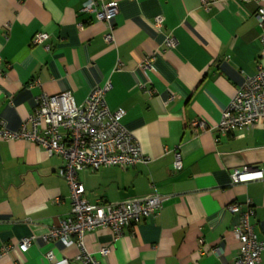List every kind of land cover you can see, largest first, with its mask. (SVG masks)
I'll use <instances>...</instances> for the list:
<instances>
[{
    "label": "crops",
    "instance_id": "obj_1",
    "mask_svg": "<svg viewBox=\"0 0 264 264\" xmlns=\"http://www.w3.org/2000/svg\"><path fill=\"white\" fill-rule=\"evenodd\" d=\"M85 1L0 0V129L18 131L41 95L68 92L84 106L94 89L108 85L107 107L124 111L121 124L150 162L79 172L83 198L117 205L157 193L166 200L115 242L109 230L87 232L85 249L100 260L99 250L109 248L102 264H232L239 244L230 234L229 202L251 203L250 223L264 242V180L231 182L243 168L264 176V124L227 134L188 126L199 120L213 128L245 78L264 65L256 4L114 0L118 12L107 43L106 26L80 13ZM38 33L46 41L31 44ZM168 36L172 49L164 46ZM146 58L151 63L144 67ZM63 165L31 142H0V250L34 238L25 253L13 248L0 264H49L48 252L50 264H82L75 244L43 239L70 211L68 185L57 174Z\"/></svg>",
    "mask_w": 264,
    "mask_h": 264
},
{
    "label": "built area",
    "instance_id": "obj_2",
    "mask_svg": "<svg viewBox=\"0 0 264 264\" xmlns=\"http://www.w3.org/2000/svg\"><path fill=\"white\" fill-rule=\"evenodd\" d=\"M204 6L207 0H201ZM244 3L256 4L255 18L260 30L259 44L261 57H264V0H242ZM118 12L114 0H86L80 13L90 14L98 23L104 24L108 32L104 35L107 43L113 41V24ZM163 19H154L156 28H161ZM47 34L38 33L31 39V44L40 45L47 39ZM164 46L175 47V40L168 36ZM151 58L143 61L144 67L149 66ZM109 86L94 89L87 97L84 106H77L68 92L55 96L41 95L35 100L33 112L28 116L22 127L16 132L0 129V142L23 140L42 148L48 157L57 156L64 160V165L57 174L65 180L70 192V211L57 225L50 228L45 242H60L65 246L75 244L79 248L77 259L82 264H102L101 261L109 254V248H101L98 252L100 260L93 257L83 244V236L93 230H109L115 242L126 228L133 227L143 219L156 215L165 197L153 194L150 197L132 200L117 205L104 203H88L84 198V188L77 179L81 171L96 172L102 168H129L136 165H147L150 158L145 156L139 144L121 124L123 110H110L105 102ZM264 124V65L255 74L245 78L243 86L230 99L222 111L217 124L213 128L203 121H193L190 130L205 132L210 129L218 134H227L246 130L255 124ZM29 126V129L26 128ZM217 142V139L214 140ZM173 168H182L179 153L174 152ZM263 181L264 176L259 170H235L231 175L232 184L248 181ZM227 212L235 217L231 228V236L239 244L237 256L232 264H260V256L264 252V242L259 241L250 223L254 208L249 201L240 203L229 202ZM33 237L23 238L16 246H2L0 256L13 248L25 253L33 242ZM200 240V244H202ZM212 252L218 254L219 249ZM47 263H52V252L45 254Z\"/></svg>",
    "mask_w": 264,
    "mask_h": 264
}]
</instances>
